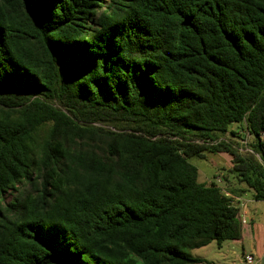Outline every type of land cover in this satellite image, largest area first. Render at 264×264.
Here are the masks:
<instances>
[{
  "label": "trees",
  "instance_id": "16d2710c",
  "mask_svg": "<svg viewBox=\"0 0 264 264\" xmlns=\"http://www.w3.org/2000/svg\"><path fill=\"white\" fill-rule=\"evenodd\" d=\"M217 152L239 187L198 181ZM245 191L264 200V0H0V264H201Z\"/></svg>",
  "mask_w": 264,
  "mask_h": 264
},
{
  "label": "rangeland",
  "instance_id": "374dc122",
  "mask_svg": "<svg viewBox=\"0 0 264 264\" xmlns=\"http://www.w3.org/2000/svg\"><path fill=\"white\" fill-rule=\"evenodd\" d=\"M233 130L237 131V136H233L227 132L223 137L228 139H235L240 145L245 142L248 144L252 141V136L249 135L244 126L239 127L237 124L231 126ZM242 138H244L242 140ZM247 147V145H246ZM189 162L197 168L198 181L201 183L209 184L215 182L218 186H222L223 190L229 191L230 188L239 187L234 179H231L232 174L229 172L231 166V156L225 152L205 153L204 157L191 156L188 158ZM230 176L231 181H223V175ZM242 187L245 185L242 183ZM247 198H252L250 191H245ZM260 207H264L261 203ZM262 217V215H260ZM250 251V240L244 239L242 242L233 240H225L220 245L212 241L209 244L190 250V254L195 257H204L201 264H245L243 263L244 256Z\"/></svg>",
  "mask_w": 264,
  "mask_h": 264
},
{
  "label": "crops",
  "instance_id": "0c3cea01",
  "mask_svg": "<svg viewBox=\"0 0 264 264\" xmlns=\"http://www.w3.org/2000/svg\"><path fill=\"white\" fill-rule=\"evenodd\" d=\"M234 199L238 205V215L245 218V223L241 224V237L233 241L237 243L244 241L245 238L249 239L248 254L254 256V264H264V207L259 206L264 200L247 198L245 192L240 196H234ZM200 258L206 260L204 257Z\"/></svg>",
  "mask_w": 264,
  "mask_h": 264
},
{
  "label": "built area",
  "instance_id": "2783aa9c",
  "mask_svg": "<svg viewBox=\"0 0 264 264\" xmlns=\"http://www.w3.org/2000/svg\"><path fill=\"white\" fill-rule=\"evenodd\" d=\"M237 218L241 224L245 223V218L241 215H238V212H237ZM244 263L245 264H254V256L252 254H246L244 256Z\"/></svg>",
  "mask_w": 264,
  "mask_h": 264
}]
</instances>
